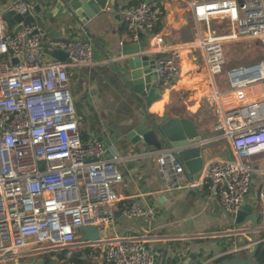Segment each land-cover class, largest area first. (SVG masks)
<instances>
[{
	"label": "built area",
	"instance_id": "1",
	"mask_svg": "<svg viewBox=\"0 0 264 264\" xmlns=\"http://www.w3.org/2000/svg\"><path fill=\"white\" fill-rule=\"evenodd\" d=\"M189 7L194 40L166 43L156 31L166 14L159 0L125 8L129 39L148 42L141 54L155 56L151 75L156 76L157 88H170L182 77L185 57H194L204 68L216 132L206 143L227 141L232 157L210 158L188 186L205 188L208 197L218 199L233 216L258 191L262 208L254 232L263 242L257 233H264V0H189ZM8 11L32 14L35 5L11 0ZM214 20L225 23L219 33L212 29ZM12 27L0 11V262L50 253L58 264H71L78 247L103 244L112 264H155V255L146 246L150 230L129 236L114 231L119 201L114 185L123 180L118 163L128 156L98 138L85 140L81 132L69 70L93 65L91 40L52 38L44 48V33L37 24ZM243 42L257 44L263 56L228 70L221 88L226 47ZM54 49L64 50L67 60L53 58ZM155 156L166 188L182 187L180 180L187 173L178 149L163 148ZM156 213L138 200L120 209L123 217H140L150 225ZM88 225L99 229L97 241L78 238ZM231 227L214 235H243L245 241L233 243L217 258L254 248L249 225ZM60 252L64 255L59 259Z\"/></svg>",
	"mask_w": 264,
	"mask_h": 264
},
{
	"label": "crops",
	"instance_id": "2",
	"mask_svg": "<svg viewBox=\"0 0 264 264\" xmlns=\"http://www.w3.org/2000/svg\"><path fill=\"white\" fill-rule=\"evenodd\" d=\"M30 1L34 5L40 3L42 6V11L36 14L41 16V21L35 24L44 33V48L48 46V39L52 38H87L93 44V65L74 67L69 70L70 92L84 139L98 138L112 150L128 156L126 161L118 163L123 180L114 185L119 194L113 224L116 234L129 236L150 230L151 237L146 246L155 255V264H212L216 259L222 258L217 257L233 243L245 241V237L242 236L240 239L232 240L229 245L225 241L232 239L231 237L223 239V236L220 238L214 235L213 229L216 226H221L220 230L232 227L226 226L223 216L214 213L212 207L203 200L205 197L209 198L206 189L188 186L191 179L187 175L180 180L182 187L166 188L157 163V156H149L148 151L151 149L134 144L128 137L133 126L141 121L150 124L151 117L159 123L171 116L193 117L202 138L206 140L216 134L215 116L200 111L203 103L201 99L192 101L191 97L184 101L170 94L171 91H175L180 82L176 81L170 88H157L152 91L148 106L141 99L147 108V114L139 104L138 96L131 94L121 77L112 69L111 61H107L109 58L122 57V46L133 43L129 39L124 22V10L130 3L132 5L135 4L133 2L138 3L142 0H118L115 8L110 7L103 11L91 19L86 27H74L69 23L62 16L61 8H57L56 1ZM159 1L166 8V14L158 23L156 31L164 35L166 43L179 45L194 40L195 25L189 0ZM10 2L11 0H0V8L8 10ZM187 59L194 66L190 78H196V73L201 68L196 65L194 57L189 56ZM207 85H209L208 82L202 83L203 87ZM166 93H168L167 98ZM155 94H163L165 101L154 103ZM207 94L202 98L213 111V103L207 98ZM161 104L162 109H160ZM203 154L205 162L214 157L231 158L232 156L222 140L206 143ZM133 200L155 208L156 218L151 225L140 217L126 218L120 214L121 207ZM85 248H90L97 254L94 255V259H88L85 254L81 255L80 257L87 258L86 264H108L103 244L78 247L74 255L81 253V250ZM28 255L36 256L37 254ZM27 256L16 261L10 260L7 264H22L20 260ZM43 256L41 260L36 261L37 264H58L52 254H43ZM26 264H32V262H26Z\"/></svg>",
	"mask_w": 264,
	"mask_h": 264
},
{
	"label": "water",
	"instance_id": "3",
	"mask_svg": "<svg viewBox=\"0 0 264 264\" xmlns=\"http://www.w3.org/2000/svg\"><path fill=\"white\" fill-rule=\"evenodd\" d=\"M52 2V0H48ZM57 2V8H61L62 16L74 27H86V24L101 14L103 11L116 7L118 0H53ZM150 2L151 0H146ZM0 11L5 19L12 25L19 23L30 24L41 21V16H36L42 11L40 3L35 5V12L32 14H21L12 12L1 7ZM35 30V32H37ZM148 44L147 41L139 43L125 44L121 48V55L111 62L112 69L117 72L125 83L131 94L138 96L139 104L145 113L149 105V95L157 89L154 82L155 75H151L154 69L155 56L143 55L141 50ZM52 57L65 62L68 54L64 50H52ZM16 61V60H15ZM142 99V100H141ZM148 114V113H147ZM150 124L141 121L133 126L128 133V137L134 144H140L145 148L151 149L149 156H154L155 152L163 148L174 147L178 149V157L183 162L188 177L193 180L199 174L204 166V149L207 140L202 138L193 117H168L162 122H156L151 117ZM45 165V164H44ZM211 207L214 213L223 216L226 226L239 227L243 225L250 226V235L255 242L253 250L247 255H238L223 259L212 264H260L255 260V255L259 249L260 241L256 236L254 229L259 221L257 207L259 206L258 191L254 192L252 200H245L237 211L235 216L229 214L216 198H203ZM221 226H216L213 230L219 231ZM81 240L97 241L100 237L99 229L96 226L88 225L81 228ZM231 234H226L223 239L229 238ZM63 252L57 254L58 258L63 257Z\"/></svg>",
	"mask_w": 264,
	"mask_h": 264
},
{
	"label": "rangeland",
	"instance_id": "4",
	"mask_svg": "<svg viewBox=\"0 0 264 264\" xmlns=\"http://www.w3.org/2000/svg\"><path fill=\"white\" fill-rule=\"evenodd\" d=\"M221 25L225 26V23L218 24L217 20H214L212 22V29H214L217 33H219L221 30L220 27H222ZM194 35L196 36V30H195ZM225 51H226V65H225L223 73L220 76V82H218V85L221 88H225L224 82L222 81L224 77L226 76L228 70L234 68L235 66H239V65H243V66L251 65L263 56L261 47H259L257 44L248 43V42L230 44L226 47ZM192 66H193V63H191L185 57L184 64H183V67L185 69L183 72V77L177 79V81L180 82V85L175 89L174 92L171 91L170 94L172 93V95H176L180 99H183L184 101L191 99V97L193 99L192 101L194 100L197 101L201 99L203 103H202V108L200 109V111L202 113H205V114L207 113L208 115L212 116V114H214L212 111V107L202 98L205 94L210 92L208 90V87L202 86V83L206 82V79H207V76L205 77V70L204 68L203 69L201 68V70L198 73H196V78H190V74L193 71L192 68H194V66L193 67ZM199 79L201 80L203 79V80L201 81ZM168 93H166V98L168 96ZM224 145L225 147L228 148V152L232 155V150L229 147V144L227 143V141L225 140H224ZM260 183H261V180L259 181V185L252 186V194L255 190H258L260 188ZM252 194L249 196V199L253 198ZM259 207L260 209L262 208L261 200H260ZM257 234L258 236H260L262 233H257ZM242 236L243 235H237V236L234 235L232 239L230 240L228 239V241H225V243L230 245L232 243V240L240 239ZM239 253L240 252H237L234 254L238 256ZM43 257H44L43 255H38V254L36 256L28 255L27 257H25V259H21L20 262L22 264H26V262L28 263L32 262V264H37L36 261L38 259L41 260V258Z\"/></svg>",
	"mask_w": 264,
	"mask_h": 264
},
{
	"label": "trees",
	"instance_id": "5",
	"mask_svg": "<svg viewBox=\"0 0 264 264\" xmlns=\"http://www.w3.org/2000/svg\"><path fill=\"white\" fill-rule=\"evenodd\" d=\"M137 4V1L133 2ZM131 4V3H130ZM129 4V5H130ZM12 25L10 24V27ZM261 237H264V233L261 234ZM81 253L75 254L71 260V264H86L87 258L88 259H94V255H97L95 252L91 251L90 248H85L84 250H81ZM248 251L240 252L239 255H247ZM85 254L87 258L80 257L81 255ZM233 256H236L235 254H229L225 255L220 259H216L213 263L219 262L223 259L231 258ZM255 260L259 262L260 264H264V241L260 243L259 249L255 255ZM112 264L111 262H108V264Z\"/></svg>",
	"mask_w": 264,
	"mask_h": 264
},
{
	"label": "bare ground",
	"instance_id": "6",
	"mask_svg": "<svg viewBox=\"0 0 264 264\" xmlns=\"http://www.w3.org/2000/svg\"><path fill=\"white\" fill-rule=\"evenodd\" d=\"M206 81L208 82L209 81V79H206ZM206 87H208V90L210 91L211 90V88H210V86L209 85H207ZM153 101H154V103H156V102H163L164 101V96H163V94H158V95H154V97H153ZM162 104H161V108L160 109H162Z\"/></svg>",
	"mask_w": 264,
	"mask_h": 264
},
{
	"label": "flooded vegetation",
	"instance_id": "7",
	"mask_svg": "<svg viewBox=\"0 0 264 264\" xmlns=\"http://www.w3.org/2000/svg\"><path fill=\"white\" fill-rule=\"evenodd\" d=\"M257 210L259 211V206L257 207ZM258 211H257V212H258ZM258 213H259V212H258Z\"/></svg>",
	"mask_w": 264,
	"mask_h": 264
}]
</instances>
